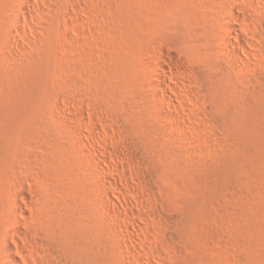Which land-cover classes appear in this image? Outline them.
<instances>
[{"label":"rangeland","instance_id":"obj_1","mask_svg":"<svg viewBox=\"0 0 264 264\" xmlns=\"http://www.w3.org/2000/svg\"><path fill=\"white\" fill-rule=\"evenodd\" d=\"M22 1L0 264H264V0H33L17 25Z\"/></svg>","mask_w":264,"mask_h":264},{"label":"bare ground","instance_id":"obj_2","mask_svg":"<svg viewBox=\"0 0 264 264\" xmlns=\"http://www.w3.org/2000/svg\"><path fill=\"white\" fill-rule=\"evenodd\" d=\"M38 3H40L42 6L46 7L47 10H50L52 7V4L50 3L49 0H36ZM240 2H243L244 0H239ZM22 6L18 9H16V11L18 10L19 12H15L14 13V17H15V24L20 25L21 22L24 21L25 17L27 15H30L31 17L33 15H41L43 14V11L39 8V6L35 5L33 3V0H23L22 1ZM21 4V3H20ZM244 5V3H243ZM233 6H236V4H233ZM247 6H242L241 8L244 10V8H246ZM245 11V10H244ZM33 14V15H32ZM229 18L234 21V24L236 22L239 23V18L233 13V11H229L228 12ZM229 35L231 36L229 39H227L226 43L227 44H231L232 45V40L238 38L237 35L234 33L233 30V26L229 27ZM232 31V33H231ZM231 33V34H230ZM235 54V53H234ZM233 54V56H234ZM238 56V55H237ZM236 56V57H237ZM6 257H10L9 254V247L6 245Z\"/></svg>","mask_w":264,"mask_h":264}]
</instances>
